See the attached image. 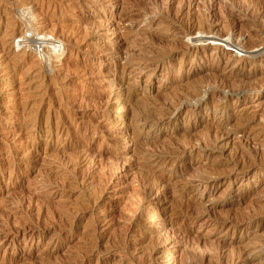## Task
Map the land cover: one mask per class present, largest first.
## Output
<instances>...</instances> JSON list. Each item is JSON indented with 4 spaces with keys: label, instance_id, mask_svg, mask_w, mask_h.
<instances>
[{
    "label": "rangeland",
    "instance_id": "obj_1",
    "mask_svg": "<svg viewBox=\"0 0 264 264\" xmlns=\"http://www.w3.org/2000/svg\"><path fill=\"white\" fill-rule=\"evenodd\" d=\"M263 143L264 0H0V264H264Z\"/></svg>",
    "mask_w": 264,
    "mask_h": 264
},
{
    "label": "bare ground",
    "instance_id": "obj_2",
    "mask_svg": "<svg viewBox=\"0 0 264 264\" xmlns=\"http://www.w3.org/2000/svg\"><path fill=\"white\" fill-rule=\"evenodd\" d=\"M17 1V0H16ZM143 1V0H142ZM178 1V0H177ZM195 1V0H194ZM219 1V0H218ZM252 1V0H251ZM255 1V0H254ZM14 2H15V0H14ZM134 2V1H133ZM146 2V1H145ZM153 2V1H152ZM155 2V1H154ZM160 2V1H159ZM233 2V1H232ZM259 2V1H258ZM204 3V2H203ZM252 3V2H251ZM136 4V3H135ZM141 4V3H140ZM187 4H188V2H187ZM232 4V3H231ZM134 5V4H133ZM145 5V4H144ZM233 5V4H232ZM261 5V4H260ZM137 6V5H136ZM135 6V7H136ZM187 6V5H186ZM206 6V5H205ZM146 7V6H145ZM261 7V6H260ZM160 8V7H159ZM229 8V7H228ZM232 8V7H231ZM237 8V7H236ZM15 9V8H14ZM201 9V8H200ZM206 9H207V7H206ZM234 9V8H233ZM150 10V9H149ZM205 10V9H204ZM257 10H258V8H257ZM140 11V10H139ZM143 11V10H142ZM153 11V10H152ZM221 11V10H220ZM225 11V10H224ZM231 11V10H230ZM172 12V11H171ZM208 12V11H207ZM226 12V11H225ZM223 13L222 12V14H226V13ZM201 13V12H200ZM213 13V12H212ZM221 13V12H220ZM137 14V13H136ZM152 14V13H151ZM183 14V13H182ZM203 14V13H202ZM221 14V15H222ZM205 15V14H204ZM216 15V14H215ZM227 15H229V16H231L230 14H226V16ZM224 16V15H223ZM225 16V17H226ZM233 16V15H232ZM221 17V16H220ZM228 17V16H227ZM253 17V16H252ZM210 18V17H209ZM219 18V17H218ZM245 18V17H244ZM256 18V17H255ZM228 19V18H227ZM28 20V19H27ZM33 20V19H32ZM200 20H202V19H200ZM199 20V21H200ZM208 20V19H207ZM225 20V19H224ZM239 20V19H238ZM29 21V20H28ZM28 21H27V23H28ZM222 22V21H221ZM231 22V21H230ZM174 23V22H173ZM172 23V24H173ZM257 23H258V21H257ZM11 24V23H10ZM32 24V23H31ZM95 24V23H94ZM93 24V25H94ZM226 24V23H225ZM259 24V23H258ZM175 25V24H174ZM253 25V24H252ZM27 26V25H26ZM29 26V25H28ZM244 26V25H243ZM258 26V25H257ZM9 27V26H8ZM96 27V26H95ZM180 27V26H179ZM207 27V26H206ZM206 27H204L203 25H202V23H201V25H197V26H195V30H196V33H193V34H199V33H201L199 30H202V29H205ZM29 28V27H28ZM145 28V27H144ZM27 29V28H26ZM118 29V28H117ZM149 29V28H148ZM151 29V28H150ZM169 29V28H168ZM227 29V28H226ZM229 29V28H228ZM195 30H193V31H195ZM224 30V29H223ZM119 31V30H118ZM185 31H187V30H185ZM143 32V31H142ZM226 32H227V30H226ZM38 33V32H37ZM187 33V32H186ZM189 33H190V31H189ZM203 33V32H202ZM35 34V33H34ZM229 34V33H228ZM38 35V34H37ZM148 35V34H147ZM167 35V34H166ZM44 36V35H43ZM123 36V35H122ZM226 35H224V37H225ZM229 36L231 37V35L229 34ZM229 36L226 38L227 40H230L229 39ZM253 36V35H252ZM125 38V37H124ZM127 38V37H126ZM151 38V37H150ZM218 38H220V37H218ZM152 39H153V37H152ZM216 39V38H215ZM145 40V39H144ZM147 40V39H146ZM196 40V39H195ZM217 40H219V39H217ZM226 40V41H227ZM160 41V40H159ZM197 41V40H196ZM46 42H47V49H48V51H51L52 53L53 52H57V50L59 49V50H61L62 48H60V43H57V42H53V41H50V40H47L46 39ZM61 42V41H60ZM146 42V41H145ZM176 42V41H175ZM32 43V44H31ZM62 43V42H61ZM30 44L31 45H33V48L35 49V50H37V47L39 46L40 47V44L39 43H35V42H33V41H30ZM124 44V43H123ZM173 44V43H172ZM38 45V46H37ZM147 45V44H146ZM228 45V44H227ZM232 45V44H231ZM125 46H126V44H125ZM133 46H135V45H133ZM246 46V45H245ZM38 47V48H39ZM136 47V46H135ZM256 47V46H255ZM235 48V47H234ZM239 48V47H238ZM253 48V47H252ZM62 51V50H61ZM107 51V50H106ZM110 51V50H109ZM149 51V50H148ZM64 52V51H63ZM111 52V51H110ZM125 52V51H124ZM158 52V51H157ZM61 53V52H60ZM128 53V52H127ZM54 54V53H53ZM62 54V53H61ZM132 54V53H131ZM147 54V53H146ZM153 55V54H152ZM258 55V54H257ZM57 57L59 56V55H56ZM148 56V55H147ZM255 56V55H254ZM55 57V56H54ZM61 58V57H60ZM144 58V57H143ZM146 58V57H145ZM159 59V58H158ZM132 61V60H131ZM154 62V61H153ZM129 64V63H128ZM74 71V70H73ZM139 73V72H138ZM15 75V74H14ZM236 82V81H235ZM239 82V81H238ZM238 82H237V84H238ZM204 83V82H203ZM47 86V85H46ZM180 87V86H179ZM240 87V86H239ZM253 87V86H252ZM38 88V87H37ZM235 88V87H234ZM251 88V87H250ZM254 88V87H253ZM236 89V88H235ZM195 90V89H194ZM240 90V89H239ZM249 90V89H248ZM253 90V89H252ZM33 91V90H32ZM35 91V90H34ZM169 92V91H168ZM194 93V92H193ZM171 94V93H170ZM191 94V93H190ZM189 94V95H190ZM188 95V94H187ZM163 96V95H162ZM196 96V95H195ZM159 97V96H158ZM141 98V97H140ZM157 98V97H156ZM160 98H162V97H160ZM168 98V97H167ZM178 98V97H177ZM195 98V97H194ZM49 99V98H48ZM118 99V98H117ZM139 99V98H138ZM176 99V98H175ZM163 100V99H162ZM168 101V100H167ZM166 101V102H167ZM181 101H183V100H181ZM163 102L164 101H162L161 103L163 104ZM195 102V101H194ZM39 103V102H38ZM100 103V102H99ZM144 103V102H143ZM187 103V102H186ZM98 104V103H97ZM145 105V104H144ZM150 105H152V104H150ZM168 105H169V103H168ZM179 105V104H178ZM189 105V104H188ZM101 106V105H100ZM134 106V105H133ZM143 106V105H142ZM55 107V106H54ZM57 107V106H56ZM135 107V106H134ZM50 108V107H49ZM99 108V107H98ZM136 108V107H135ZM176 108V107H175ZM137 109V108H136ZM143 109V108H142ZM40 110V109H39ZM50 110V109H49ZM141 110V109H140ZM162 110V109H161ZM176 110V109H175ZM36 111V110H35ZM156 111V110H155ZM159 111V110H158ZM50 112V111H49ZM48 112V113H49ZM139 112V111H138ZM171 112V111H170ZM176 112V111H175ZM45 113V112H44ZM142 113H143V111H142ZM148 113V112H147ZM155 113V112H154ZM31 114V113H30ZM139 114V113H138ZM156 114V113H155ZM162 114V113H161ZM38 115V114H37ZM36 115V116H37ZM150 115V114H149ZM154 115V114H153ZM31 116V115H30ZM34 116V115H33ZM33 116H32V118H33ZM56 116V115H55ZM141 116V115H140ZM162 116V115H161ZM166 116V115H165ZM164 116V117H165ZM39 117V116H38ZM160 117V116H159ZM172 117V116H171ZM147 118V117H146ZM28 119V118H27ZM34 119V118H33ZM37 119V118H36ZM152 119V118H151ZM47 120V119H46ZM61 120V119H60ZM38 121V120H37ZM248 121V120H247ZM46 122V121H45ZM57 122V121H56ZM32 123H33V121H32ZM153 123V122H152ZM155 123V122H154ZM28 124V123H27ZM37 124V123H36ZM35 126V125H34ZM37 126V125H36ZM35 126V127H36ZM47 126V125H46ZM65 126V125H64ZM242 126V125H241ZM256 127V126H255ZM46 129V128H45ZM217 129V128H216ZM219 129V128H218ZM253 129V128H252ZM249 130V129H248ZM224 132V131H223ZM228 132V131H227ZM242 132V131H241ZM215 133V132H214ZM232 133V132H231ZM51 134V133H50ZM228 134V133H227ZM202 135V134H201ZM204 135V134H203ZM59 136H60V134H59ZM186 136V135H185ZM57 137V136H56ZM253 137V136H252ZM25 138V137H24ZM181 138V137H180ZM186 139V138H185ZM200 139V138H199ZM205 140V139H204ZM215 140V139H214ZM188 141V140H187ZM186 142V141H185ZM148 143V142H147ZM189 144V143H188ZM188 144H187V146H188ZM264 144V143H263ZM32 145V144H31ZM144 145V144H143ZM160 145V144H159ZM190 145V144H189ZM184 146V145H183ZM199 146V145H198ZM192 147V146H191ZM204 147V146H203ZM32 148V147H31ZM189 148V147H188ZM197 148V147H196ZM157 149V148H156ZM260 149V148H259ZM63 150V149H62ZM183 150V149H182ZM29 151V150H28ZM175 151V150H174ZM245 151V150H244ZM261 151V150H260ZM259 151V152H260ZM168 152V151H167ZM177 152V151H176ZM164 154V153H163ZM260 154V153H259ZM51 155V154H50ZM55 155V154H54ZM71 155V154H70ZM162 155V154H161ZM243 155V154H242ZM65 156V155H64ZM164 156V155H163ZM263 157V156H262ZM264 160V159H263ZM71 161V160H70ZM245 161V160H244ZM73 162V161H72ZM258 163V162H257ZM73 164H75V163H73ZM250 164V163H249ZM248 164V165H249ZM237 169V168H236ZM216 173V172H215ZM208 176V175H207ZM204 178V177H203ZM207 179V178H206ZM66 180V179H65ZM74 181V180H73ZM63 182V181H62ZM59 186V185H58ZM82 204V203H81ZM80 204V205H81ZM83 205V204H82ZM205 208V207H204ZM201 211H202V209H201ZM200 211V212H201ZM198 212V211H197ZM199 212V213H200ZM236 221V220H235ZM237 222V221H236ZM240 223V222H239ZM232 224V223H231ZM254 245V244H253ZM256 246V245H255ZM260 246V245H259ZM264 246V245H263ZM216 247V246H215ZM212 248V247H211ZM203 251V250H202ZM244 251V250H243ZM203 254V253H202ZM247 254V253H246ZM217 255V254H216ZM173 256V255H172ZM237 256V255H236ZM240 256V255H239ZM170 257V256H169ZM199 257H201V256H199ZM220 258V257H219ZM173 259V258H172ZM203 259V258H202ZM210 259V258H209ZM208 259V260H209ZM237 259H239L240 261L239 262H243V263H245L246 261L248 262V257H247V255H246V257H245V255L242 257V256H240V257H238ZM211 260H212V258H211ZM216 260V259H215ZM174 261V260H173ZM200 260H198V262H199ZM207 261V260H206ZM213 261V260H212ZM211 261V262H212ZM232 260H230V262H231ZM169 262V261H168ZM170 262H171V259H170ZM215 262V261H214ZM213 262V263H214ZM227 262V261H226ZM229 262V261H228ZM236 262V261H235ZM246 262V263H247ZM218 263V262H217ZM220 263V262H219ZM262 263V262H261ZM200 264V263H199ZM226 264V263H225ZM231 264V263H230ZM233 264H237V262L236 263H233ZM249 264V263H248ZM256 264V263H255ZM258 264V263H257Z\"/></svg>",
    "mask_w": 264,
    "mask_h": 264
}]
</instances>
